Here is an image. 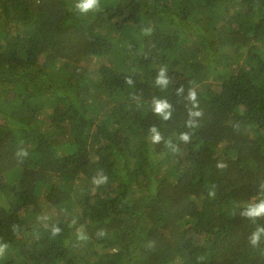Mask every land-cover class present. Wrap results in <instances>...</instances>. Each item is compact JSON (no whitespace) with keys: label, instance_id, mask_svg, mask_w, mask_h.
I'll use <instances>...</instances> for the list:
<instances>
[{"label":"trees","instance_id":"obj_1","mask_svg":"<svg viewBox=\"0 0 264 264\" xmlns=\"http://www.w3.org/2000/svg\"><path fill=\"white\" fill-rule=\"evenodd\" d=\"M75 3L0 0V264H264V0Z\"/></svg>","mask_w":264,"mask_h":264},{"label":"clouds","instance_id":"obj_2","mask_svg":"<svg viewBox=\"0 0 264 264\" xmlns=\"http://www.w3.org/2000/svg\"><path fill=\"white\" fill-rule=\"evenodd\" d=\"M100 4V0H76V3L74 5V8L76 11H78L80 14H87L90 11L98 10ZM167 68L161 67L159 71L157 72L155 84L160 85L161 87H167L169 83V79L166 75ZM125 83L128 85L133 84V80L129 77L126 78ZM177 94L183 91V88L180 87L176 90ZM188 99L193 102V108H198V104L195 103L196 101V93L194 90L190 89L188 92ZM153 107L152 111L156 116H159L163 120H168L172 112L170 109V104L167 101L164 100H157L153 99ZM189 119L186 121V127L189 129H195L198 125L196 123L197 117H200L202 115L201 111H189L188 113ZM150 133V139L153 144H158L161 142V135L158 133L155 126H152L149 129ZM179 140L188 143L190 142V133L183 132L179 135ZM169 147H173L171 141L167 142ZM18 156L23 157L27 155L26 151L21 150L17 153ZM219 167H224V165H219ZM108 177L101 171L98 172L93 178L92 183L96 186L102 185L107 182ZM260 192L264 193V184L260 185ZM215 191H210V196H215ZM239 215L242 218H246L250 221H255L258 218L264 217V196H254L251 199L248 200V202L244 205L243 210L239 213ZM53 235H56L59 233L58 228H53ZM262 238H264V226H257L254 231L251 232V234L248 237V245L253 248L257 249L260 247L262 243ZM78 239L85 240L87 237L83 235H78ZM7 247L6 244L0 245V254H3L4 249Z\"/></svg>","mask_w":264,"mask_h":264}]
</instances>
